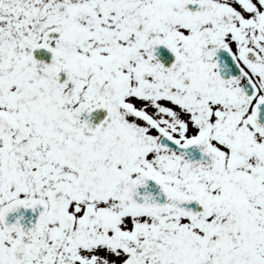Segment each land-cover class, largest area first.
<instances>
[{
	"label": "snow or ice",
	"instance_id": "snow-or-ice-1",
	"mask_svg": "<svg viewBox=\"0 0 264 264\" xmlns=\"http://www.w3.org/2000/svg\"><path fill=\"white\" fill-rule=\"evenodd\" d=\"M0 264H264V0H0Z\"/></svg>",
	"mask_w": 264,
	"mask_h": 264
}]
</instances>
